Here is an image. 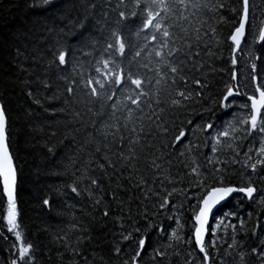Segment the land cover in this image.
<instances>
[{
	"label": "snow or ice",
	"instance_id": "snow-or-ice-1",
	"mask_svg": "<svg viewBox=\"0 0 264 264\" xmlns=\"http://www.w3.org/2000/svg\"><path fill=\"white\" fill-rule=\"evenodd\" d=\"M53 3L38 0L29 6ZM228 12L238 15L227 37L230 58L224 62L232 68L220 91L205 97L209 72L226 70L209 64L206 57L223 59L216 54L224 43L218 28L229 22ZM249 17V0H59L56 16L44 29L48 35L42 38L43 46L31 53L32 67L20 65L29 77H35L23 81L25 85L34 84L37 92L55 87L48 99L64 95L81 99L94 117L93 131L85 142L95 145L94 152L76 169L67 187L76 197L86 194L100 219L111 218L118 226L113 234L118 238L109 251L110 259L119 264H147L145 257L151 264H160L178 244L192 250L185 264H213L212 251L219 255L217 229L227 216H237L225 212L223 218L216 217L215 210L233 193L255 202L262 209L259 215H264V186H257V182L264 185V73L257 71L255 62L260 55L250 58L247 76H238L236 70V53L252 26ZM129 23L136 24L135 43L125 35L131 31ZM68 36L75 38V47L66 42ZM254 39L264 44V26ZM17 55L28 58L19 50ZM37 62L42 72H36ZM37 92L29 87L26 94L39 105ZM205 99L213 107L233 109L232 119L222 129L203 116L199 123L180 119ZM9 120L5 105L0 104V218L17 242L9 264H38L34 244L26 242L18 230L19 172ZM255 136H259L258 146L241 153L239 142ZM201 155L206 166L200 163ZM229 163L243 169L241 184L232 182L235 170L229 172ZM176 197H180L178 203ZM42 204L51 208L48 195ZM163 218L174 221L175 227L165 228ZM71 227L81 232L71 245L73 256H80V245L91 239L89 229L76 222ZM224 227L232 228L225 255L234 252L236 264H264L259 218L251 227L253 244L237 239L235 224ZM239 229L245 238L249 236L245 220L239 219ZM57 239L67 241V236ZM69 246L64 244L65 249ZM192 252L199 253V262ZM175 254L179 255L178 249Z\"/></svg>",
	"mask_w": 264,
	"mask_h": 264
},
{
	"label": "trees",
	"instance_id": "trees-1",
	"mask_svg": "<svg viewBox=\"0 0 264 264\" xmlns=\"http://www.w3.org/2000/svg\"><path fill=\"white\" fill-rule=\"evenodd\" d=\"M34 2L38 3V0H0V102L5 105L10 118L11 150L19 172L17 195L20 227L18 230L21 231L26 242L34 244L38 264H119L114 258L110 259L109 251L118 238H114L113 235L118 232V226L113 224L111 218L107 221L100 219L99 211L93 209L86 194L76 197L67 187L73 182L76 169L81 168L90 158L89 153L94 152L95 145L85 143L88 140V133L93 131L91 121L94 117L86 112L85 103L81 99L68 98L66 95L58 99H48L47 97H51L56 92L55 87L50 92H44L43 89L37 92L34 84L23 83L35 77H29L21 70L20 65L23 64L25 68L32 67L31 53L37 47L43 46L42 38L48 35L44 29L50 25L59 7V0H54L51 7H30L29 5ZM249 3V20L252 26L247 29L244 42L236 53L238 76H247L250 73V58L257 54L261 57L255 61L257 71L264 73V44L259 47L254 39V36L258 37V30L264 24V0H249ZM226 20L229 22L218 28L219 37L224 43L216 53L217 56L222 54L223 59L206 57L209 64L226 70L215 74L209 72L210 88L205 91V97L220 91L223 81L229 78L232 68L230 63L224 62L230 58L231 49L227 37L233 23L238 20V15L234 16L228 12ZM128 27L131 31H126V38L135 43L136 24L129 23ZM66 42L72 47L76 46L75 38L72 36L66 37ZM18 50L26 53L28 58L18 56ZM213 50L216 51L215 48ZM36 72H42L38 62ZM29 87L37 92L41 101L39 105L27 96ZM65 100L69 102L65 103ZM96 107L98 108L99 105ZM205 108H213V110L204 111ZM77 111L81 113L80 117L75 116ZM232 112L233 109L223 110L213 107L211 101L205 99L202 104H194L187 114L181 115L180 119H193L199 123L200 117L203 116L204 121L212 122L216 129H222L227 121L232 119ZM258 140L259 136L241 140L239 142L241 153L249 147H257ZM49 148L52 149L51 152ZM203 151L210 153V149ZM221 156L224 158L223 154ZM253 156L255 158L254 153ZM200 163L206 166L203 155L200 157ZM233 170L235 175L231 177L232 182L239 185L240 173L243 169L239 165L229 163V172ZM257 186L264 185L257 182ZM60 192L64 195L59 194ZM45 195L51 199V208L42 204ZM179 200L180 197H176L175 202L178 203ZM2 207L3 197L0 195V208ZM261 211V207L255 202H250L239 194L234 195L217 211L216 217L223 218L225 212H236L237 216H227L217 229V235L220 237L217 241L219 255L216 250L212 251L213 264H236L234 252L232 255H225L227 244L231 242L232 228L225 229L224 225L235 224L237 239H246L247 244H253L251 227L257 218L264 231V215H259ZM187 217L188 212L185 211L184 219ZM239 219L245 220L248 224L247 238L240 232ZM73 222L81 228L89 229L87 235L91 236L90 240L80 245L79 250L82 253L80 256L72 254L71 245L75 244L76 237L81 235L80 231L71 227ZM162 223L165 228L170 224L175 227L174 221L166 218L162 219ZM215 223L213 219L212 224ZM64 235L67 236V241L57 239L58 236ZM66 242L70 245L67 249L64 247ZM14 243H17L14 233L7 231L5 222L0 218V264H9L14 258L12 248ZM177 249L179 255L175 254ZM190 251L191 248L178 244L175 248L169 249L170 258L160 261V264H185L186 259H191L188 255ZM58 253L63 255L60 256ZM192 255L199 262V253L192 252ZM145 260L147 264H151L147 257Z\"/></svg>",
	"mask_w": 264,
	"mask_h": 264
},
{
	"label": "water",
	"instance_id": "water-1",
	"mask_svg": "<svg viewBox=\"0 0 264 264\" xmlns=\"http://www.w3.org/2000/svg\"><path fill=\"white\" fill-rule=\"evenodd\" d=\"M263 26H264V24H263ZM245 39V38H244ZM244 39L242 40V43H241V45H240V47L242 46V44H243V42H244ZM258 43V46L260 47L261 45H262V43H259V42H257ZM239 51V50H238ZM0 104H1V102H0ZM237 194H239V195H242L243 196V194H241V193H233L232 194V196L231 197H229L225 202H222V204L220 205V206H218V208H217V210H215V214L217 213V211L220 209V208H222L234 195H237Z\"/></svg>",
	"mask_w": 264,
	"mask_h": 264
},
{
	"label": "bare ground",
	"instance_id": "bare-ground-1",
	"mask_svg": "<svg viewBox=\"0 0 264 264\" xmlns=\"http://www.w3.org/2000/svg\"><path fill=\"white\" fill-rule=\"evenodd\" d=\"M257 45H258V43H257Z\"/></svg>",
	"mask_w": 264,
	"mask_h": 264
}]
</instances>
